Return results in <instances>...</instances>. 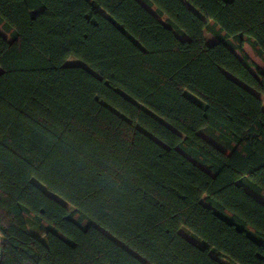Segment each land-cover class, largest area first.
I'll use <instances>...</instances> for the list:
<instances>
[{"label":"trees","instance_id":"trees-1","mask_svg":"<svg viewBox=\"0 0 264 264\" xmlns=\"http://www.w3.org/2000/svg\"><path fill=\"white\" fill-rule=\"evenodd\" d=\"M244 43L264 0H0V264H264Z\"/></svg>","mask_w":264,"mask_h":264},{"label":"rangeland","instance_id":"rangeland-1","mask_svg":"<svg viewBox=\"0 0 264 264\" xmlns=\"http://www.w3.org/2000/svg\"><path fill=\"white\" fill-rule=\"evenodd\" d=\"M153 13H155L154 12V10L151 8V7H148ZM156 14V13H155ZM157 15V14H156ZM160 18V17H159ZM161 19V18H160ZM205 39H206V42L207 43H213L214 41H215V39H214V37L211 35V34H209V33H205ZM243 49H244V52L247 54V56L249 57V59L252 61V62H254L257 66H259V67H261L262 69H264V62L262 61V59L259 57V56H257L254 52H253V50L251 49V47L249 46V44L248 43H244V45H243ZM234 53L239 57V58H241V55L239 54V52L238 51H234ZM66 64H81V62L78 60V59H76L75 57H69L67 60H66ZM250 69L252 70V71H254V68L253 67H250ZM263 98V97H262ZM263 100H264V98H263ZM36 182H38L37 180H35ZM38 184L41 186V187H43V185L41 184V183H39L38 182ZM60 199V198H59ZM29 227H30V229L33 231V232H37V230H36V228H35V226L33 225V224H31V223H29ZM187 237H189V235L188 234H186V233H184ZM225 260V262H227L226 261V259H224Z\"/></svg>","mask_w":264,"mask_h":264},{"label":"crops","instance_id":"crops-1","mask_svg":"<svg viewBox=\"0 0 264 264\" xmlns=\"http://www.w3.org/2000/svg\"><path fill=\"white\" fill-rule=\"evenodd\" d=\"M150 10V9H149ZM151 11V10H150ZM2 237H1V235H0V252H1V247H2Z\"/></svg>","mask_w":264,"mask_h":264}]
</instances>
